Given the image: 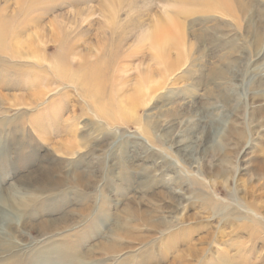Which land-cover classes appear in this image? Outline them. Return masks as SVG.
<instances>
[{"label":"rangeland","instance_id":"rangeland-1","mask_svg":"<svg viewBox=\"0 0 264 264\" xmlns=\"http://www.w3.org/2000/svg\"><path fill=\"white\" fill-rule=\"evenodd\" d=\"M0 264H264V0H0Z\"/></svg>","mask_w":264,"mask_h":264},{"label":"bare ground","instance_id":"bare-ground-1","mask_svg":"<svg viewBox=\"0 0 264 264\" xmlns=\"http://www.w3.org/2000/svg\"><path fill=\"white\" fill-rule=\"evenodd\" d=\"M160 48H161V46H160ZM5 49V48H4ZM14 55V54H13ZM26 55V54H25ZM14 57H15V55H14ZM40 62H42V61H40ZM51 66H53V67H51V73L52 74H54V75H56V71H57V69H58V66H57V64H53V65H51ZM87 65L86 66H84V67H82V69L85 71L87 68ZM86 75V76H85ZM87 79V74H86V72H84V74L82 75V76H80L79 77V79H78V83H80L81 84V86L83 87V89L86 91V89H88V91H91V90H93V88H94V85L93 84H89L88 83V85H85V80ZM68 81V80H67ZM90 85V86H89Z\"/></svg>","mask_w":264,"mask_h":264}]
</instances>
